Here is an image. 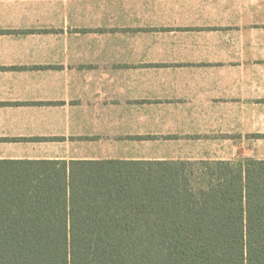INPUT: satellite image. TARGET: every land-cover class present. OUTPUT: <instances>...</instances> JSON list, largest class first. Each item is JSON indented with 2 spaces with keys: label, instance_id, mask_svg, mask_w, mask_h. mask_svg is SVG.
Masks as SVG:
<instances>
[{
  "label": "crops",
  "instance_id": "obj_1",
  "mask_svg": "<svg viewBox=\"0 0 264 264\" xmlns=\"http://www.w3.org/2000/svg\"><path fill=\"white\" fill-rule=\"evenodd\" d=\"M264 160V0H0V160Z\"/></svg>",
  "mask_w": 264,
  "mask_h": 264
},
{
  "label": "trees",
  "instance_id": "obj_2",
  "mask_svg": "<svg viewBox=\"0 0 264 264\" xmlns=\"http://www.w3.org/2000/svg\"><path fill=\"white\" fill-rule=\"evenodd\" d=\"M0 264H264V160H0Z\"/></svg>",
  "mask_w": 264,
  "mask_h": 264
},
{
  "label": "rangeland",
  "instance_id": "obj_3",
  "mask_svg": "<svg viewBox=\"0 0 264 264\" xmlns=\"http://www.w3.org/2000/svg\"><path fill=\"white\" fill-rule=\"evenodd\" d=\"M241 160H244V159H241Z\"/></svg>",
  "mask_w": 264,
  "mask_h": 264
}]
</instances>
